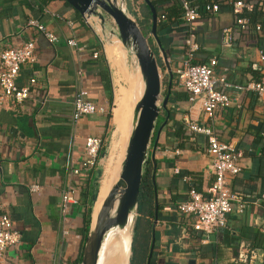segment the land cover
Returning a JSON list of instances; mask_svg holds the SVG:
<instances>
[{
	"label": "crops",
	"instance_id": "crops-1",
	"mask_svg": "<svg viewBox=\"0 0 264 264\" xmlns=\"http://www.w3.org/2000/svg\"><path fill=\"white\" fill-rule=\"evenodd\" d=\"M139 2L141 14L146 4ZM199 14L192 24L199 47L191 61L207 64L214 58L213 74L223 77L226 83H217L215 88L237 99V104L217 107L213 119L217 137L233 142L244 153L241 170L231 178L229 188L242 194L245 206L240 213L228 214L225 228L207 237L193 231L190 220L175 211V205L187 199L188 183L204 193L213 180L204 137L195 135L191 140L182 126L188 103L173 73L184 56L181 35L187 29L180 9L175 22L155 32L167 52L165 61L172 83L170 80L165 107L168 112L159 110L162 117L165 113V119L158 132L155 124L148 143L146 160L152 166L157 209L156 222L153 224L154 216L151 220L145 264L147 260L148 264H264V204L256 202L264 193V102L248 91L235 89L236 85L260 78L264 60L259 61L258 51L264 53L263 33L261 27L258 31L252 27L243 33L236 31L232 44L222 47L219 31L233 24L226 0L216 13ZM29 18L43 24L57 40L49 44L36 29L25 26ZM260 18L264 21V15ZM157 19L156 15V24L166 21ZM109 31L110 27L104 34L99 31L100 42L83 15L65 0H0V50L32 40L36 54L35 62L21 65L16 77L19 86L35 78L28 97L15 106L9 100L8 106L0 107V212L6 213L12 227L20 232L19 243L7 248L0 264H80L87 233L83 236L84 195L88 194L87 202L89 196L92 198L94 184L105 174V154L109 147L114 151L121 144L129 118L122 117L124 95L130 91L122 68L123 50L119 51ZM68 38L74 39L76 47L66 44ZM152 39L161 60L164 54L160 44ZM166 78L168 81L167 71ZM124 79L128 90L119 100L116 90L125 85ZM79 88L87 92L88 100L104 109L103 113L72 121L71 101ZM113 100L115 108L111 111ZM168 115L173 121L166 122ZM176 126L181 128L179 133H174ZM87 136L99 137L102 143L96 164L84 171L80 166L85 160L83 143ZM174 149L179 153L173 154ZM73 168L79 172L71 174ZM185 175L190 178L188 182L182 179ZM68 183L77 202L67 206L62 219L58 203ZM107 183L100 181L101 190ZM30 185H36V189L29 191ZM62 229L67 233L62 234Z\"/></svg>",
	"mask_w": 264,
	"mask_h": 264
},
{
	"label": "built area",
	"instance_id": "built-area-1",
	"mask_svg": "<svg viewBox=\"0 0 264 264\" xmlns=\"http://www.w3.org/2000/svg\"><path fill=\"white\" fill-rule=\"evenodd\" d=\"M181 7V19L186 25L185 32L181 35L184 56L182 61L173 70L176 83L179 88L185 92L188 103L187 113L182 117V126L184 132L191 140L195 135H202L205 139V152L209 159V167L213 175L212 183L207 187L204 193L196 191L188 183L186 190L187 199L178 202L175 205V211L180 217L190 220V227L193 231L207 237L225 228L228 214L231 212L240 213L245 201L241 193L229 188V181L241 170V160L244 156L243 151L236 147L233 142L220 140L214 129L213 112L217 107L224 108L231 103L237 104V99L228 96L225 92L215 88V84L226 85L223 77H215L213 66L215 59H209L207 64L192 63L197 50L192 24L200 17L196 8L185 0H179ZM253 3L250 1L233 0L230 3V9L233 13V24L222 27L219 31L218 42L222 47H229L232 44L236 31L246 32L249 27L258 31L260 25L251 23L247 17L242 16L244 10H251ZM219 6L215 2L207 3L202 10L208 13H216ZM258 9H264V0L258 4ZM84 21L88 23L91 30L96 34L101 42L100 32L97 28V20H89L90 17L84 16ZM163 14H160L157 20H163ZM68 25L71 21H66ZM25 26L33 27L39 32L49 44L54 43L57 38L54 33L47 30L43 24L34 18L25 21ZM66 44L75 46L73 38L66 39ZM80 49V47H78ZM96 52L93 53L95 57ZM259 61L264 60V53L258 51ZM36 60L35 46L32 40L22 41L18 46L3 48L0 50V107L8 106V101L14 106L20 104L28 97L29 88L35 82L34 77L28 79L27 84L17 85L16 77L19 68L23 64L31 65ZM237 91H248L257 99L264 102V70L258 80H251L244 85H236ZM71 119L77 121L81 116L103 113L102 107L96 106L87 99V92L79 88L71 101ZM101 139L96 136H87L83 143V152L85 160L81 163L80 169L86 171L96 164L98 153L101 146ZM173 154H178L179 149H174ZM264 155V151L261 152ZM78 168L70 170L71 174H77ZM174 172H178L175 168ZM185 182L190 180L188 175L182 177ZM36 185H30L29 191H34ZM77 202L74 189L70 183L66 184L60 192L59 213L63 219L69 204ZM256 202L264 204V193L256 198ZM67 230L62 229V234ZM20 241V232L12 227L9 216L0 212V262L4 258L7 248L18 244Z\"/></svg>",
	"mask_w": 264,
	"mask_h": 264
},
{
	"label": "water",
	"instance_id": "water-1",
	"mask_svg": "<svg viewBox=\"0 0 264 264\" xmlns=\"http://www.w3.org/2000/svg\"><path fill=\"white\" fill-rule=\"evenodd\" d=\"M65 1L80 15L95 18L101 33L104 34L106 27H110L109 32L120 42L125 51L132 54L136 63V72L140 80L141 93L132 107L130 129L123 151V157L116 179L102 199L94 220L90 214V222L80 257V264H97L101 245L109 229L111 227L122 228L130 218L129 253L126 263L128 264L131 229L136 214L138 188L142 169L147 159L148 143L155 126L158 112L160 109H164L167 103L172 74L169 70L168 63L165 61L166 57L162 55L169 79L167 81L166 93L161 100V104L158 106L160 75L156 57L148 45L147 35L141 32L135 20L125 12L124 0ZM142 1L147 5L150 12L149 33L156 39L155 10L148 0ZM156 41L158 40L156 39ZM97 173L100 175V171ZM151 180L153 181V175L151 176ZM96 196L97 192L92 195L93 203ZM155 197L154 194L153 224L156 222L157 209ZM146 264H148V260Z\"/></svg>",
	"mask_w": 264,
	"mask_h": 264
},
{
	"label": "trees",
	"instance_id": "trees-1",
	"mask_svg": "<svg viewBox=\"0 0 264 264\" xmlns=\"http://www.w3.org/2000/svg\"><path fill=\"white\" fill-rule=\"evenodd\" d=\"M190 3L194 8L197 9V11L201 14L204 13L202 10L203 6L207 3H210V0H185ZM215 3L218 4L219 7L222 6L223 0H211ZM233 0H226L227 5L230 8V3ZM243 1H249V0H243ZM258 2L253 3V8L251 10H244L241 15L245 16L248 18V20L251 23H254L255 21H259L261 31L263 33L264 37V21L261 20V16L264 15V9L260 10L258 9V4L260 2H263V0H257ZM150 4L153 6L156 15L159 17L160 14H163L164 19L166 20L165 22L158 21V23L155 26V32H160L161 30L165 29L168 25L172 24L173 20L177 19L178 14L180 12V3L179 0H149ZM171 6L167 9L163 8V5L167 3H171ZM145 7V12H141V20L136 21L138 24L141 32L144 35H147L150 31V13L149 9L146 5ZM158 42H159V49L162 50V53L167 56V52L165 48L161 45V40L160 37H157ZM151 45V44H150ZM149 45V46H150ZM150 48L153 50L152 46ZM155 49V48H154ZM156 61L157 63L160 62V56L157 54V51H154ZM259 79V78H258ZM125 81V79H124ZM167 83V82H166ZM172 83V80H171ZM128 90V84L125 81L124 86H118L116 90V97L117 99H121L123 94ZM166 93V89H165ZM168 102V100H167ZM164 110V112H168L166 108L160 109ZM107 119L110 118V113L109 111L106 114ZM165 119V113L164 117H162V120ZM167 121H173L171 116L166 117V122ZM158 125L155 126L157 128ZM181 131L180 126H176L174 128V133L177 132L179 133ZM103 152V149H102ZM151 175H152V166L150 164L149 160H146L144 167L142 169V174H141V179L139 183V188H138V196H137V204H136V214L134 217L133 225H132V233H131V242H130V255L128 258V264H145V260L147 258V253L150 245V234H151V220L153 218V212H154V183L151 180ZM195 189V188H194ZM100 187L98 186L97 189V183L94 184V188L92 190V194H95L97 191V196L99 194ZM197 191V189H195ZM96 196V197H97ZM85 204L86 207L83 211L82 214V221H83V236H85V233L87 232L88 225L90 222V213H91V207H92V198L89 196L88 199V194L85 196ZM137 255V257L135 256ZM138 258V260L135 262V259Z\"/></svg>",
	"mask_w": 264,
	"mask_h": 264
},
{
	"label": "rangeland",
	"instance_id": "rangeland-1",
	"mask_svg": "<svg viewBox=\"0 0 264 264\" xmlns=\"http://www.w3.org/2000/svg\"><path fill=\"white\" fill-rule=\"evenodd\" d=\"M139 1L140 0H132V1L124 0L123 1L125 12L131 18H133L135 20V22L138 20H141V14H140V8H139L140 2ZM147 35H148L147 42L149 45L151 44L150 46H152V48H153V39H152L150 34H147ZM118 46H119V51H121L120 48H122V50H123L122 51L123 52V54H122L123 55V67L122 68L126 72L125 76H126V79L128 81L129 90H130L128 93H126L124 95V100L122 103V112H123L122 117L126 118V117H129L131 101L133 99L134 93L136 92L138 84L140 86V80L136 79V75L134 74L137 71L136 70L137 68H136L135 59L133 58L132 54L130 52L125 51L123 49V47L121 46L119 41H118ZM153 50L155 51L154 48H153ZM160 62L161 63H159V64L157 63L158 71H159V75H160V95H159L158 101H157L158 106L161 104V100L165 94L166 82H167L166 71H165L162 59L160 60ZM137 96L135 98H137ZM167 105L168 104L166 103L165 107H167ZM161 120H162V116H161V113H159L157 118H156L155 124L158 126L161 125V123H162ZM120 146H121V144H118V147L114 151H112L109 147L108 152L105 154V158L103 159V163H104V166L106 167V170H105L104 176L101 177L99 179V181L97 182V189H98V186H99L101 180H102L101 181L102 184L105 183V181L107 180V178L110 175L109 172L111 169H112V171L114 170V172H116V173L118 172L120 162H121V159L123 157V152H121L119 150ZM131 231H132V229H131ZM109 234H106V237L102 243L101 250L99 253L110 250V247L112 245H114V241H115L114 239H115V236L117 234V231L114 233H111L110 236H109ZM107 247H109V248H107ZM127 256H128V254H127ZM135 256L137 257V255H135ZM137 260H138V258L135 259V262ZM126 263H127V259H126Z\"/></svg>",
	"mask_w": 264,
	"mask_h": 264
},
{
	"label": "bare ground",
	"instance_id": "bare-ground-1",
	"mask_svg": "<svg viewBox=\"0 0 264 264\" xmlns=\"http://www.w3.org/2000/svg\"><path fill=\"white\" fill-rule=\"evenodd\" d=\"M115 41L118 42L117 40H115ZM138 86H139V84H138ZM138 86H137L136 92L133 95V99L131 101L130 114H129V118H128V122H127L126 133H125V136L123 138V141L121 142V146L119 148V150L121 152L124 151V148L126 145V140H127L128 133H129V129H130V118H131L132 107H133L135 101L139 98L140 93H141V85L139 87ZM136 96H137V98H135ZM114 108H115V105H114V100H113V107H112L111 111H114ZM109 174L110 175L106 180V182H108V183H107L105 190L104 189L101 190L102 187L99 185V187H100L99 194L96 197L94 203L92 204L91 216H92L93 220L95 218L97 210L99 209V206L101 204L102 199L106 195L111 184L116 179L117 173L114 172V170L112 171V169H111ZM129 223L131 226L130 218L127 221L126 225L123 226L122 228L119 229L117 227H111L109 229L107 234H109L110 232L114 233L117 231V234H116L115 239H114L115 240L114 245H112L110 247V250L99 253V259H98L97 264H126L127 254L129 253V248H128L129 231H130ZM128 228H129V230H128ZM100 250H101V248H100Z\"/></svg>",
	"mask_w": 264,
	"mask_h": 264
}]
</instances>
